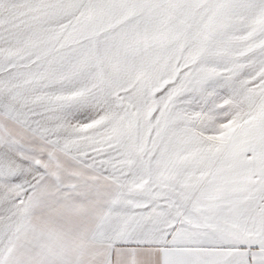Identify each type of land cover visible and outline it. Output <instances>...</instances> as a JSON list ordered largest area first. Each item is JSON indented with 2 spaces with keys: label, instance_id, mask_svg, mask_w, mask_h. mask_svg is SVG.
I'll return each mask as SVG.
<instances>
[{
  "label": "snow or ice",
  "instance_id": "1",
  "mask_svg": "<svg viewBox=\"0 0 264 264\" xmlns=\"http://www.w3.org/2000/svg\"><path fill=\"white\" fill-rule=\"evenodd\" d=\"M0 264H264V0H0Z\"/></svg>",
  "mask_w": 264,
  "mask_h": 264
}]
</instances>
